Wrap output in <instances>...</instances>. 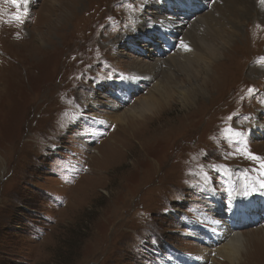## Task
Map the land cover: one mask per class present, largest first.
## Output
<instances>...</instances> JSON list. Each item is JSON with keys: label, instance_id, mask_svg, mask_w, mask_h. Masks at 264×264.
<instances>
[{"label": "rangeland", "instance_id": "obj_1", "mask_svg": "<svg viewBox=\"0 0 264 264\" xmlns=\"http://www.w3.org/2000/svg\"><path fill=\"white\" fill-rule=\"evenodd\" d=\"M249 1L253 14L225 50L218 84L187 106L170 96L145 110L129 137L106 119L109 105L126 111L145 97L218 0H0V264L211 263L218 241L205 237L213 250L194 239L188 222L226 232L227 218L211 209L217 197L228 209L256 189L252 199L264 202V0ZM130 28L135 44L119 40ZM179 64L167 74L188 87L190 67ZM246 182L253 188L242 194ZM245 221L238 230L264 229V217ZM240 258L264 264V240Z\"/></svg>", "mask_w": 264, "mask_h": 264}, {"label": "bare ground", "instance_id": "obj_2", "mask_svg": "<svg viewBox=\"0 0 264 264\" xmlns=\"http://www.w3.org/2000/svg\"><path fill=\"white\" fill-rule=\"evenodd\" d=\"M253 4H251L249 0H218V2L213 7V11L215 15L210 16L209 13L207 14V16L205 15L208 20L207 23L204 22L206 18L198 16L196 21L194 20V22L190 25L191 28H193V34L191 35L193 36L195 35V38L193 37V39H190L188 37L191 42V46L187 48L188 51L183 50V53L181 50L176 51L174 52L176 54L175 56L171 54V56H169L164 60L165 71H160L162 78L154 83V85L146 92V96L138 97V99L131 106H129L126 111L117 110V106L114 103L109 105L112 108V110H114V112L110 113L111 115H109V118L106 117V119L108 121L117 124L120 127V130L128 134L129 136V134L131 135L133 134V132H135L136 128H138V125L140 123L145 122L148 119L147 117H145L147 115H144L145 110L150 111L151 109L156 108L157 106L160 105L161 101L163 100L167 101V99L170 96L173 97L177 96L179 102L182 103V105L184 106H187L195 102L196 99L199 96H201V94H203L205 90H207V86L209 84H213V83L218 84V81L216 79L218 77L216 68L220 64L219 62L222 61L221 59L223 58L225 50L234 42L233 39L240 34L239 31L241 26H243V24L247 21L250 15L253 14V10H254ZM160 6L161 4L159 3V1H153L152 4L148 3L149 9H153V11L150 12H152V14H154V16L157 17L156 19L153 20L155 26L152 28H158V26L161 25L160 23L161 21L158 19L159 17L158 12ZM170 8L171 7L169 5V8L167 9L170 10ZM161 12L162 11H160V13ZM152 14H150L149 17H151ZM47 16L48 15L46 14V17ZM154 16L152 18H154ZM150 19L151 18H149L148 20ZM138 21L140 20L138 19ZM183 22L185 23V21ZM147 24H148L147 22L144 23L142 25V29L144 26H147ZM138 25L141 26L140 23H138ZM160 32H162V30ZM186 34H188V31L184 33V36ZM138 37H140V34L136 32L134 29L130 28L126 34L122 35L119 38V40L125 41V39L127 38L126 41H128L130 44H135ZM156 37L157 36H155V38ZM181 41L182 39L179 41V43ZM158 43L159 42H155L154 45L158 47ZM181 43L182 44L185 43V38L184 41ZM190 49H192V52L190 51ZM189 60H191L192 62H190ZM185 63H187L190 67V69L187 70L188 87H186V85H183L182 87L181 84L179 83L180 80L177 81L174 79V75L172 76L170 74H167L169 68H177L178 64L182 66ZM136 67H137V73L138 72L146 73L147 68L149 69L152 68V67H146V65H137ZM253 71L256 72V69L253 70L252 68L249 74H253ZM189 76L195 77L193 83L191 79H189ZM208 80L209 82L207 83ZM180 82H182L183 84L185 81H180ZM119 83L121 84L122 88L128 91V93L132 92L133 90L134 91L136 90L137 83L134 80H130L129 78H124L120 80ZM130 89L132 90L130 91ZM122 97L123 96L121 95L120 98ZM90 102L92 106L96 105L95 100H93L92 98L89 99V103ZM254 125H257V123H255ZM111 141H113V137L110 140V142ZM216 200L217 202L214 203L211 209H214V211L217 213H222L223 216L227 218L228 224L227 222L226 224L228 225V227L227 228L224 227L225 230L227 229L226 232H222L220 230L215 231L213 228L211 227L209 228L194 220L192 222L191 221L188 222L190 234L194 237V239H201L204 243H206L210 247H212L213 244L205 241L206 240L205 237H207L208 240L212 238L218 241L216 244V249L214 254L215 256L209 259V262H211L210 264H224L222 262L224 260H226V263L229 264H241L240 263L241 250L245 247L246 244L254 245L255 243L257 244L261 243V241L264 240V232H263L264 229L260 228L257 230H248V232L238 230L241 223L246 222L245 220L244 221L241 220L242 216L240 214L242 213V210H239L238 208L239 207L247 208L248 205L247 202L245 203L243 199L239 198V195L233 196V198L231 199L232 206H230L228 209L221 202V199L219 197H217ZM250 202L253 204L254 208L245 210L243 211V213L246 214L247 211L250 212V215L246 214V216L249 218L248 219L249 222H252L251 220L254 219H257L258 221L261 220L264 217V210H262L261 205H257V202L254 201V199L250 200ZM258 209H261V211L257 212ZM223 210H225L226 212H224ZM235 210L237 211V213L235 212ZM203 218L206 221L213 222L214 225H217V223H221L218 222L217 220H214L210 216H206ZM235 218L238 219L234 220ZM209 251H211V248L209 249L204 248L198 252L200 255H205Z\"/></svg>", "mask_w": 264, "mask_h": 264}, {"label": "snow or ice", "instance_id": "obj_3", "mask_svg": "<svg viewBox=\"0 0 264 264\" xmlns=\"http://www.w3.org/2000/svg\"><path fill=\"white\" fill-rule=\"evenodd\" d=\"M10 2L17 5V7H19L21 3L26 4L28 2V0H10ZM16 18L18 19L19 16H17Z\"/></svg>", "mask_w": 264, "mask_h": 264}]
</instances>
